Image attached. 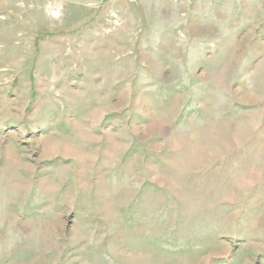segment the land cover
I'll return each instance as SVG.
<instances>
[{
	"label": "rangeland",
	"instance_id": "rangeland-1",
	"mask_svg": "<svg viewBox=\"0 0 264 264\" xmlns=\"http://www.w3.org/2000/svg\"><path fill=\"white\" fill-rule=\"evenodd\" d=\"M0 264H264V0H0Z\"/></svg>",
	"mask_w": 264,
	"mask_h": 264
}]
</instances>
